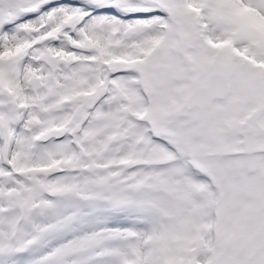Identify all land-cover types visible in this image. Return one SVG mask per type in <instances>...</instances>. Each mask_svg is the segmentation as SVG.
I'll return each mask as SVG.
<instances>
[{
	"label": "snow or ice",
	"instance_id": "1",
	"mask_svg": "<svg viewBox=\"0 0 264 264\" xmlns=\"http://www.w3.org/2000/svg\"><path fill=\"white\" fill-rule=\"evenodd\" d=\"M161 15H167V9L157 0H0V45L5 36L12 34L27 35L29 39L40 36L26 55L31 57L39 52L43 58L56 45L72 50L80 48L77 41L101 22L125 25ZM45 32L48 35H41ZM108 75L127 78L140 75V69L118 67ZM156 139L174 147L165 137L156 135ZM6 255L5 264H22L18 253Z\"/></svg>",
	"mask_w": 264,
	"mask_h": 264
},
{
	"label": "rangeland",
	"instance_id": "2",
	"mask_svg": "<svg viewBox=\"0 0 264 264\" xmlns=\"http://www.w3.org/2000/svg\"><path fill=\"white\" fill-rule=\"evenodd\" d=\"M179 1L182 2V12H180V17L182 19L183 18V14H185V17L187 19L191 20V29L193 30L192 33H193V36L195 38H197L198 37L197 35L198 34H201V32L198 30V28H200V25L199 24L198 25H195L194 21H192L191 16L189 14V13H191L193 16H195V14H196V13H194L195 10L193 8L189 7L188 5H186V1L185 0H179ZM207 1L205 3L204 2L203 3H200L198 6L201 7L202 5L213 4L214 9H215V12L212 14L211 17L214 19V21L216 22V24L219 25V21H220L219 20V16H221V13H222V18H224V17L226 18V21L229 22V26H231V29H234V32L238 31L239 37L241 39H244L245 36H243V34H241L239 32V28L238 27L240 26V21L238 19V16L240 14H245V13L242 11V9L240 8V6L235 2L237 0H235V1L234 0H220V4L222 6H224V8L220 7V4L218 6L214 1H208V2ZM250 4L251 5H255V6H260L259 4H256L255 3V0L254 1L250 0ZM216 7L221 8L223 11H221L220 9L219 10H216ZM263 11H264V9H263ZM254 15L258 19L264 20V16H261L260 14H259L260 16L257 15V14H254ZM243 16L245 18L247 17V15H243ZM222 18H221V20H222ZM236 18H237V20H236ZM144 22H146V21H144ZM144 22H142V23H144ZM236 22H237V26L238 27L236 26ZM232 23H233V25H232ZM254 23H257V25L259 24L257 22V20L254 21ZM237 28H238V30H237ZM196 29H197V31H196ZM218 31H220V30L218 29ZM192 33H190L189 35H192ZM227 39H229V40L235 39L236 41L237 40H241V39H238L236 37L235 38L234 37H231L230 35H227V36H224V37H220L216 33V35H215L214 38H212L211 40H209L206 43H203L204 45L201 46V53H205L206 52L207 54H209V56H211L214 53L215 50H217V49L219 50L220 49L219 46H224V44H225V47L227 49H229ZM221 43H223V44H221ZM242 46L244 47V45H242ZM233 51L236 54V56H235L236 57L235 62H237V63H235L234 61H229V63L228 62L227 63L226 62H222V63L219 64V67H221V69H225V70L226 69H230V68H228V65H233V63H234L233 66L235 68H238V70L241 73L242 66L243 67H246V65L248 66L251 63L246 58H243V57L240 56V50H237V51L236 50H233ZM258 52H262L263 55H264V49L263 48L258 47ZM254 53H255L254 55H257L260 59H263L264 60V56L258 55L259 53L255 52V51H254ZM249 54H252V53L250 52ZM0 55L1 56H4L5 55L2 50L0 51ZM251 68H254V70H250L249 71V74L252 75V76L256 75V73H254V72H256V70H262L264 72V68L261 67L258 64H251ZM261 103H264L263 102V99H261V98L255 99L253 101H249V103L247 102L246 103V105H247L246 108L249 109V108H252L253 106L254 107L255 106H259ZM242 114L243 113H240V115H242Z\"/></svg>",
	"mask_w": 264,
	"mask_h": 264
},
{
	"label": "bare ground",
	"instance_id": "3",
	"mask_svg": "<svg viewBox=\"0 0 264 264\" xmlns=\"http://www.w3.org/2000/svg\"><path fill=\"white\" fill-rule=\"evenodd\" d=\"M243 15H245V14H240L238 16V19L240 21V28L242 30H247V34L249 35V37L257 38L259 40L260 46L264 47V27H262V29L257 28V26H256L257 23H254V21H256V18L253 17L254 15L249 14L247 18H245ZM257 22H258V20H257ZM241 33H243V32H241ZM243 34L247 35L246 33H243ZM22 44L23 43H22V40L20 39V37H17V36L8 37V36H6L4 41H3V44H2V47H3L2 50H4L5 52H11V53L15 52L16 53L19 50V48L22 47ZM229 55L233 56V54L231 52L224 49L222 52V57H220V59H218L217 63H219L220 60L229 61L231 59V57ZM9 56H12V55L10 54ZM243 68H250V66L243 67ZM241 77L242 78H241L240 82H238V90L241 92L243 99L244 98L247 99L246 96H249V97L255 96L257 93L260 95V97H264V76L262 73L257 72L256 75H254V76H252L250 74L247 75L246 69H244V71H242ZM147 79L151 82V84L152 83L154 84L155 80L152 78L151 71H149L147 73ZM244 95H246V96H244ZM138 104H139V102L136 103V105H138ZM232 113L234 114L235 111L232 110ZM160 115L162 116L161 112H160ZM88 136L92 138L91 131L88 132ZM6 150H7V148H6ZM7 152L9 153L8 150H7ZM251 227L252 228L249 230V234L244 233V235H243L244 240H250L251 237L253 240L252 235H255L256 233L259 232V227L255 223L251 224ZM259 235H263V234H259ZM256 239L257 238H255V240ZM236 244H237V246L240 245V243H236ZM244 250H247V249L244 247V244H242L240 247V251H244Z\"/></svg>",
	"mask_w": 264,
	"mask_h": 264
}]
</instances>
